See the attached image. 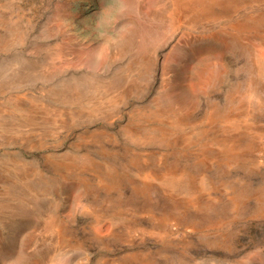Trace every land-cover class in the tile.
Returning <instances> with one entry per match:
<instances>
[{
    "label": "rangeland",
    "instance_id": "rangeland-1",
    "mask_svg": "<svg viewBox=\"0 0 264 264\" xmlns=\"http://www.w3.org/2000/svg\"><path fill=\"white\" fill-rule=\"evenodd\" d=\"M0 264H264V0H0Z\"/></svg>",
    "mask_w": 264,
    "mask_h": 264
},
{
    "label": "bare ground",
    "instance_id": "bare-ground-1",
    "mask_svg": "<svg viewBox=\"0 0 264 264\" xmlns=\"http://www.w3.org/2000/svg\"><path fill=\"white\" fill-rule=\"evenodd\" d=\"M191 1V0H190ZM215 13V12H214ZM202 16V15H201ZM204 18V17H203Z\"/></svg>",
    "mask_w": 264,
    "mask_h": 264
}]
</instances>
